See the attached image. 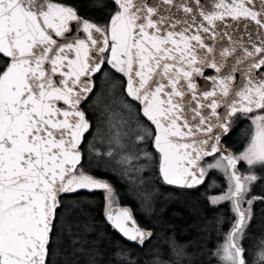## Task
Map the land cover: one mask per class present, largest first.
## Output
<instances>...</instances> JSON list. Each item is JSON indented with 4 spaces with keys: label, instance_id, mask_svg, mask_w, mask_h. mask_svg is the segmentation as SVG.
I'll return each instance as SVG.
<instances>
[{
    "label": "water",
    "instance_id": "1",
    "mask_svg": "<svg viewBox=\"0 0 264 264\" xmlns=\"http://www.w3.org/2000/svg\"><path fill=\"white\" fill-rule=\"evenodd\" d=\"M109 1L103 30L60 2L0 0V264H45L59 197L110 191L76 171L90 129L82 105L104 62L152 129L164 184L197 187L201 162L223 160L236 213L227 242L243 264V180L222 140L230 117L264 106V0ZM104 218L130 245L150 237L125 206Z\"/></svg>",
    "mask_w": 264,
    "mask_h": 264
},
{
    "label": "trees",
    "instance_id": "2",
    "mask_svg": "<svg viewBox=\"0 0 264 264\" xmlns=\"http://www.w3.org/2000/svg\"><path fill=\"white\" fill-rule=\"evenodd\" d=\"M51 1L71 6L79 16L103 30L117 10L109 0ZM103 56L105 60L106 54ZM6 64L7 59L0 55V73ZM104 75L117 79L123 92L122 80L104 62L93 78L91 95L82 105L90 129L81 145L82 159L76 171L105 181L110 191L79 192L59 197L45 264H219L224 257L225 247L232 261L234 254L228 246L227 233L236 213L229 196L231 180L219 155L201 162L205 180L199 186L177 188L166 185L158 174V154L151 145L152 129L140 117L152 132L149 147L155 157L153 174L140 168V159H133L135 161L130 163L136 174L140 169L139 175L132 179L127 178L126 168L129 165L121 162L123 155H120V159L112 158L113 166H103L94 160L98 148L95 145L90 147V143L99 123L91 115L88 105L101 90ZM263 110L264 106L256 112ZM253 113H237L230 117L229 132L222 143L236 158L249 144L252 134L250 116ZM102 150L99 148V155ZM132 155L135 153L125 161H131ZM100 157L97 158L100 160ZM238 161L243 180L240 202L245 220L235 237L243 251V264H264V258L250 259L253 249L259 248L260 253L264 254V164H254L248 168L240 159ZM143 178L149 179V184L141 193V186L138 185ZM113 205L127 207L139 227L150 231L149 239L142 246L126 243L106 222L104 211Z\"/></svg>",
    "mask_w": 264,
    "mask_h": 264
},
{
    "label": "rangeland",
    "instance_id": "3",
    "mask_svg": "<svg viewBox=\"0 0 264 264\" xmlns=\"http://www.w3.org/2000/svg\"><path fill=\"white\" fill-rule=\"evenodd\" d=\"M101 90L93 96L89 102V110L91 115L98 121L99 126L95 128L92 134L91 145H95L98 151L94 160L99 161L100 165L113 166L112 158L120 159L123 164H128L126 168L128 172L127 178L132 179L139 175L138 170L132 168L133 159H140L142 170L150 174L154 173L155 157L150 150V139L152 132L138 114V110L134 104L127 101L123 96L120 82L109 75L102 77ZM261 109V108H260ZM258 111V110H257ZM264 121V110L262 112H254L250 116V124L252 134L246 149L237 157L248 168L254 164H264V136L261 135V123ZM99 148L103 149L99 155ZM133 157L129 162L131 154ZM98 156L100 157L97 158ZM138 165V163H137ZM141 173V172H140ZM152 182V180H151ZM149 184V179L143 178L138 187L141 186V193ZM141 213V212H140ZM142 214V213H141ZM252 250L251 258L258 260L264 258V254L260 253L259 248ZM234 259V257H233ZM230 252L225 247L224 257L221 258L219 264H232Z\"/></svg>",
    "mask_w": 264,
    "mask_h": 264
},
{
    "label": "flooded vegetation",
    "instance_id": "4",
    "mask_svg": "<svg viewBox=\"0 0 264 264\" xmlns=\"http://www.w3.org/2000/svg\"><path fill=\"white\" fill-rule=\"evenodd\" d=\"M260 134L264 136V134H263L262 130H261V133H260Z\"/></svg>",
    "mask_w": 264,
    "mask_h": 264
}]
</instances>
